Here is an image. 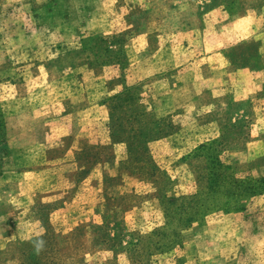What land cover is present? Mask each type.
Returning <instances> with one entry per match:
<instances>
[{
    "label": "rangeland",
    "instance_id": "rangeland-1",
    "mask_svg": "<svg viewBox=\"0 0 264 264\" xmlns=\"http://www.w3.org/2000/svg\"><path fill=\"white\" fill-rule=\"evenodd\" d=\"M187 1L177 14L158 6L133 21L129 8L142 0H0V241L13 238L0 264H94L85 246L73 247L77 238L62 244L82 234V223L97 225L109 264H129L116 260L122 249L132 264H264V181H255L264 162L250 163L264 156L257 103H230L226 112L227 94L214 115L159 118L148 79H128L126 36L116 31L145 20L150 31H172L196 9L200 27L212 8L238 10V0ZM159 17H167L163 32ZM80 45L95 57L90 69H66L75 54L61 63L59 47ZM112 55L124 84L113 97L105 92L110 71L96 81L91 69ZM195 119L234 127L207 141L217 128Z\"/></svg>",
    "mask_w": 264,
    "mask_h": 264
},
{
    "label": "crops",
    "instance_id": "crops-1",
    "mask_svg": "<svg viewBox=\"0 0 264 264\" xmlns=\"http://www.w3.org/2000/svg\"><path fill=\"white\" fill-rule=\"evenodd\" d=\"M142 2V6L132 5L129 8L128 17L133 21L136 14L139 15L145 10L149 12L152 8L151 15L158 9V6L163 7L164 10L172 8L177 14L181 6L188 1L163 0L158 3L157 0H142ZM103 3H107V0H103ZM198 16V10H193L188 21L180 17L174 20V29L164 33L150 31L148 24L150 25L151 21L146 20L142 21L140 27L131 22L127 29L116 31V35L126 36L124 54L127 65L130 67L128 79L136 76L148 79V95L144 94L154 99V104H156L154 111H158L159 118L174 115L180 110L185 115L195 118L214 115L223 108L218 106L217 101L230 94V99L222 102L226 112L230 108V103L241 104L255 101L257 103L255 122L257 123L254 125L259 128L264 127V0H238V10L233 14L223 7L212 8L204 14V18L200 19V27L199 25L195 27ZM154 19L150 20L154 21ZM166 20L167 17H159L155 21L158 24L155 30L163 32L161 26L166 24ZM212 30H215V33L211 32ZM157 37L159 41L155 45L153 38L157 39ZM59 52L60 55L57 58L61 63H66L70 55L75 54L66 69L73 70L83 66L89 68L91 61L95 59L94 56L89 58V52L84 51L81 45L79 48L77 46L59 47ZM228 54H232L238 61L256 59L259 67L252 69L248 66H238L228 58ZM111 58L110 64L97 65L91 69L96 81L102 80L103 74L107 70L110 71L112 75L105 83V92H108V95L114 94L111 96L113 97L119 94V89H123L124 84L118 83V78L122 73L121 65L113 55ZM99 84H101L100 81ZM101 94L103 93H100V96ZM205 98L208 101H202ZM181 112L176 115L180 116ZM242 114V111L239 114L235 113L236 118L232 119V123L239 121L243 117ZM195 122L197 127H210V130L217 128V134L212 136L213 139L207 138V141L215 140L218 136L221 138V133L224 131L222 127H234L222 125L218 120H210L202 125L197 123V119ZM260 130H263L260 131V140L264 143V128ZM69 138L70 136H67L66 139ZM257 162H264V156L250 163ZM262 178L264 175L256 177V179ZM257 197H264V194ZM35 204L49 205L52 203L36 200ZM77 228L82 231V234L78 237L68 234L62 240L64 247L77 238V241L72 242L73 247L85 246L89 256L95 258L94 264H109L114 259L113 257L111 260L104 259L100 256L101 253H110V248H104L96 240L95 229L98 228L96 224L82 223ZM85 235L86 243L80 244V239ZM12 240V237L2 235L0 245L3 246L1 245L0 249L5 245L11 247ZM120 256H124L127 262L131 263L130 252L127 249L116 251V260ZM202 264H214V262Z\"/></svg>",
    "mask_w": 264,
    "mask_h": 264
},
{
    "label": "trees",
    "instance_id": "trees-1",
    "mask_svg": "<svg viewBox=\"0 0 264 264\" xmlns=\"http://www.w3.org/2000/svg\"><path fill=\"white\" fill-rule=\"evenodd\" d=\"M82 45H83V44H82ZM84 47H85V46H82L83 50L89 52V50H87V49L84 48ZM106 64H109V63H106ZM101 65H103V64H101ZM255 181H257L256 183H261L262 181H264V178H262V179H258V180H255ZM262 183H263V182H262ZM262 191H264V188L260 189L259 192H258V194L262 193Z\"/></svg>",
    "mask_w": 264,
    "mask_h": 264
}]
</instances>
